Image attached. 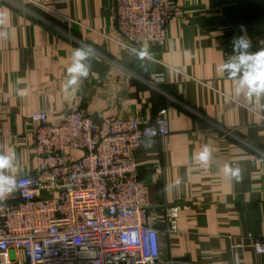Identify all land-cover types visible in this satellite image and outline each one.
<instances>
[{
	"label": "crops",
	"instance_id": "obj_1",
	"mask_svg": "<svg viewBox=\"0 0 264 264\" xmlns=\"http://www.w3.org/2000/svg\"><path fill=\"white\" fill-rule=\"evenodd\" d=\"M165 2L173 13L167 39L142 46L153 59H141L116 40L113 0H1L0 152L17 165L7 174L39 170L31 143L19 138L34 111L53 122L79 109L150 123L165 109L170 132L135 155L152 214L179 205L176 230L158 223L154 264H264L251 245L264 240V96L234 98L235 82L217 72L234 37L247 35L250 52L263 49L264 0ZM82 44L97 55L73 91L67 68ZM205 146L207 164L193 159ZM226 165L239 167L241 179Z\"/></svg>",
	"mask_w": 264,
	"mask_h": 264
},
{
	"label": "built area",
	"instance_id": "obj_2",
	"mask_svg": "<svg viewBox=\"0 0 264 264\" xmlns=\"http://www.w3.org/2000/svg\"><path fill=\"white\" fill-rule=\"evenodd\" d=\"M113 3L116 40L123 47L140 53L142 46L167 39L173 13L165 0ZM143 54L153 59L145 49ZM31 124L19 138L31 143L39 170L17 176L26 187L0 201V264L160 261L158 223L176 230L179 205L165 204L152 214L149 186L139 176L135 155L144 143L170 132L166 110L150 123L79 109L53 122L46 111H34ZM153 129L155 136L145 135ZM251 245L264 254V240Z\"/></svg>",
	"mask_w": 264,
	"mask_h": 264
},
{
	"label": "clouds",
	"instance_id": "obj_3",
	"mask_svg": "<svg viewBox=\"0 0 264 264\" xmlns=\"http://www.w3.org/2000/svg\"><path fill=\"white\" fill-rule=\"evenodd\" d=\"M241 31H244L241 26ZM233 55H231L223 64L218 66L217 72L220 74L227 73L228 78L234 83L233 97L244 95L246 99L252 100L264 96V49L256 52H250L251 40L247 35L234 37L232 41ZM96 50L90 44H82L72 52L71 64L67 68V87L76 90V85L82 79H87L91 71V62L96 58ZM143 49L137 53V57L143 59ZM146 136H155L156 131L153 129L150 133L146 130ZM145 144V147H148ZM212 151L208 146L194 155L193 159L203 164H207L211 158ZM17 165L14 163L12 156L6 152H0V201L6 200L13 192L26 187L23 180L7 174ZM224 171L229 173L236 180L241 179L239 167L226 165Z\"/></svg>",
	"mask_w": 264,
	"mask_h": 264
},
{
	"label": "water",
	"instance_id": "obj_4",
	"mask_svg": "<svg viewBox=\"0 0 264 264\" xmlns=\"http://www.w3.org/2000/svg\"><path fill=\"white\" fill-rule=\"evenodd\" d=\"M0 4H1V0H0Z\"/></svg>",
	"mask_w": 264,
	"mask_h": 264
}]
</instances>
